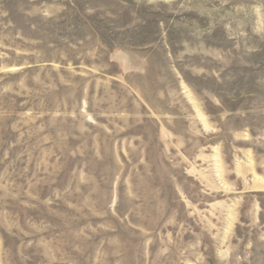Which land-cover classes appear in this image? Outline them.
Returning a JSON list of instances; mask_svg holds the SVG:
<instances>
[{"label": "rangeland", "instance_id": "1", "mask_svg": "<svg viewBox=\"0 0 264 264\" xmlns=\"http://www.w3.org/2000/svg\"><path fill=\"white\" fill-rule=\"evenodd\" d=\"M0 264H264V0H0Z\"/></svg>", "mask_w": 264, "mask_h": 264}]
</instances>
